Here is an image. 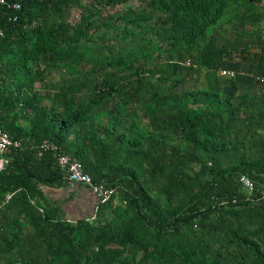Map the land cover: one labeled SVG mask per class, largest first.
Listing matches in <instances>:
<instances>
[{
    "label": "trees",
    "instance_id": "16d2710c",
    "mask_svg": "<svg viewBox=\"0 0 264 264\" xmlns=\"http://www.w3.org/2000/svg\"><path fill=\"white\" fill-rule=\"evenodd\" d=\"M6 1L0 127L22 146L0 173V264H264V92L219 79L237 55L264 76V0ZM44 143L112 199L66 215Z\"/></svg>",
    "mask_w": 264,
    "mask_h": 264
},
{
    "label": "crops",
    "instance_id": "0c3cea01",
    "mask_svg": "<svg viewBox=\"0 0 264 264\" xmlns=\"http://www.w3.org/2000/svg\"><path fill=\"white\" fill-rule=\"evenodd\" d=\"M264 28V21L262 23ZM252 57L262 53L261 49L253 48ZM244 57L237 55L233 62L223 64L219 79L221 91L226 97L243 93L258 94L264 92V76L258 74L257 66L246 65ZM232 72L233 75H223L222 72ZM50 199L66 202L63 207L70 217H88L95 213L99 199L86 186L73 184L60 188H53L48 192Z\"/></svg>",
    "mask_w": 264,
    "mask_h": 264
},
{
    "label": "built area",
    "instance_id": "2783aa9c",
    "mask_svg": "<svg viewBox=\"0 0 264 264\" xmlns=\"http://www.w3.org/2000/svg\"><path fill=\"white\" fill-rule=\"evenodd\" d=\"M0 4H7V1L0 0ZM9 7L13 9H20L21 4L13 3L10 4ZM0 36H4V31L2 29H0ZM222 74L233 75L232 72L225 71L222 72ZM21 146V141L12 139V137L0 127V173L9 167L11 163L10 154L12 153L13 149H18ZM47 151H54L57 154L58 164L61 169L67 173L66 181L69 183V185L79 183L88 185L101 203H105L112 199L116 190L107 187L105 183H95L91 175L84 172L83 165L79 160H75L69 155L60 152L58 146L53 143H44L39 147L40 155ZM241 183L244 189L248 192H253L255 190V184L249 176L243 175L241 177ZM40 210L43 212V209L40 208Z\"/></svg>",
    "mask_w": 264,
    "mask_h": 264
},
{
    "label": "rangeland",
    "instance_id": "374dc122",
    "mask_svg": "<svg viewBox=\"0 0 264 264\" xmlns=\"http://www.w3.org/2000/svg\"><path fill=\"white\" fill-rule=\"evenodd\" d=\"M85 5H89L90 2L89 1H85L84 2ZM117 10V9H116ZM116 10H112L111 12L112 13H115L117 12ZM83 13V9H80V8H72L70 10H67L66 12V18L68 21L70 22H73V23H76V22H79L80 21V16L81 14ZM224 42V38L222 36H219V43H222ZM61 77H59V75L57 76V78H62V72L59 73ZM111 106V104H107L105 105L103 108H109Z\"/></svg>",
    "mask_w": 264,
    "mask_h": 264
}]
</instances>
